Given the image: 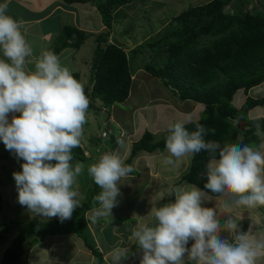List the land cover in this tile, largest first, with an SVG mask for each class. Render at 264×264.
Returning <instances> with one entry per match:
<instances>
[{"label":"clouds","instance_id":"9594fccd","mask_svg":"<svg viewBox=\"0 0 264 264\" xmlns=\"http://www.w3.org/2000/svg\"><path fill=\"white\" fill-rule=\"evenodd\" d=\"M22 28L23 22L8 14L7 0L0 3L4 57L0 58V141L24 161L21 171L13 173L18 203L34 215L64 222L83 199L74 186L84 165L71 162L73 149L81 145L90 99L62 54L43 50L35 58L34 70L27 67L33 49ZM188 123H193L191 116L169 122L165 138L169 155L163 163L174 169L182 159L207 152L206 182L203 189L188 183L178 186L173 189L174 200L151 207L154 223L139 225L132 232L141 253L139 264H185V257L195 264H259L264 239L254 237L251 225L242 231L240 217L228 215L222 222L216 208L204 204L220 201L229 211L264 206V143L221 146L205 140L214 129L197 122L195 130L189 131ZM255 127L259 135L260 125ZM133 171L116 151L104 152L88 166V175L101 189L94 197L99 207L93 210V221L112 216L121 195L120 181ZM222 232L231 239L221 238ZM110 256L112 264H124L129 255L117 246Z\"/></svg>","mask_w":264,"mask_h":264},{"label":"trees","instance_id":"16d2710c","mask_svg":"<svg viewBox=\"0 0 264 264\" xmlns=\"http://www.w3.org/2000/svg\"><path fill=\"white\" fill-rule=\"evenodd\" d=\"M131 1L133 0L103 2L62 0L65 5L94 3L95 10L105 27V30L94 35L72 25H65L55 36L52 44L51 51L58 54L64 49L78 51L88 37L92 39L94 54L89 66L87 87H84L90 99L87 114L91 111L100 113L103 109L104 113L103 111L101 113L105 116L110 107L129 100L132 76L134 72L142 70L159 80L177 100L197 105L196 118L193 123L186 124V128L193 131L195 123L198 122L206 129H214V134L211 131L207 132L206 141H216L223 146L225 143L236 141L241 136L240 144H247L251 139L256 140L257 123L260 125L259 132L264 133V120L247 118L248 111L261 106L264 97L258 100L245 98L244 102L238 105L239 107L232 104L236 92L241 91L245 95L251 88L264 83L263 10H258L253 4L250 8L235 9V4L242 6V0H211L202 5L189 7L171 18L169 26L153 40H147L126 54L123 49L108 42V35L113 12ZM226 6H229L230 12L223 11ZM142 47L150 51L147 53L148 58L158 61L142 62V65L139 64V67L132 71L133 57L137 53L142 54ZM82 64L87 66L85 61ZM73 75L80 80L78 71L73 72ZM94 99L100 104H94L92 102ZM167 134V129L159 136L144 130L140 137L131 143L125 163L130 165L139 151L146 153L163 151ZM89 136V142H93L94 134ZM72 154L73 161L84 159L81 145L74 148ZM9 155L7 152L4 156L0 155V158ZM13 157L16 158L14 154ZM17 160L20 165L24 162L22 159ZM209 160L208 153L204 151L190 157L187 171L171 185L170 201L174 200L173 189L180 183L193 184L203 189ZM128 176H138V172L134 170ZM100 191L101 189L93 183L88 201L77 207L71 219L64 222L59 219L48 223L9 221V226L19 225V227L10 244L1 252L0 264H21L22 258L25 259L27 256L28 249L46 235L72 232L82 239L83 247L95 259L96 264H106L100 251L90 241V236L83 225L84 212L99 206L94 202V197ZM1 208L0 198V211ZM118 218L121 219L116 217L114 220ZM153 223L152 218L147 224L151 226ZM57 225H62V228H58ZM9 226L5 222H0L2 229Z\"/></svg>","mask_w":264,"mask_h":264},{"label":"rangeland","instance_id":"374dc122","mask_svg":"<svg viewBox=\"0 0 264 264\" xmlns=\"http://www.w3.org/2000/svg\"><path fill=\"white\" fill-rule=\"evenodd\" d=\"M103 1L104 0H100V2ZM209 1L211 0H133L129 2L128 5L119 7L118 10L113 13V23L111 24L110 31L111 35L108 38V42L114 43V45L120 47L128 54L133 48L145 43L147 40H153L163 29L169 26L170 19L175 15L189 7L202 5ZM251 4L255 5L258 10L264 11V0H242V6L239 7L238 4H235L234 8L242 10L245 7L250 8ZM71 6L64 7V9L68 10L66 8H70ZM80 8H84V12L79 11ZM73 11L75 14H72V18L70 14H66L65 12L53 14L49 17L46 20V26L50 30V34L47 33L44 35L45 32L43 34L31 36L29 40L28 37L26 38L33 49L32 57L27 58V67L30 70H34L35 58L38 57L43 50H52L54 41L52 37L56 36L55 32L59 33L61 28L65 25H73L72 20L75 21L74 26H78L77 28L81 30L83 29L82 26L86 25L87 27H91L92 25L97 27L96 20H99L100 16L99 14H94V12H96L94 3L89 2ZM223 11L230 12L229 6L223 8ZM91 28L93 29V27ZM93 48L94 43L92 39L88 37L79 47L78 51L64 49L58 53V55L62 54V61L67 64L73 72L78 71L80 73L79 81L84 84V87H87L90 74L89 66L91 65V58L94 54ZM141 50V55L137 53L133 57L132 71L134 68L137 69L139 64L142 65V62L152 63L158 61L148 58L147 53L150 51L147 48L142 47ZM2 54L3 53H0V58H2ZM83 61L87 63V66L82 64ZM129 94V100H126L122 104H116L108 109V113H106L107 115L109 114L110 117V119L107 120L108 131L107 126L104 124L106 117L101 113L102 111L100 113L91 111L87 114V122L84 125V135L81 140L84 159L82 161L71 162L73 166H75L76 163H82L84 165V171L78 177V185L74 186L83 197L81 204L88 201L89 192L92 191L94 183L87 173V168L90 164L94 163L101 154L108 151H116L125 160L127 157L126 153L129 152V147L131 143L135 141L134 137L137 136L138 132L142 133L144 130L150 132L151 127L160 129V127L166 126L165 128L167 129L169 122H174L185 116H191L192 120L196 118L195 115L198 111L196 104L177 100L171 95L168 89L161 85L159 80L149 76L142 70L136 73L134 72ZM262 97H264V83L251 88L245 95L241 91L236 92L232 98V104L238 106L240 103L244 102L245 98L258 100ZM92 102L97 105L100 104L96 99ZM135 106H142L139 111L141 114H138L136 117L132 114V108ZM138 109L139 108H137V110ZM150 109H155L154 111L157 116H159L154 119V121H148L149 119L146 121V118L149 117L147 111ZM257 117L264 118V102L261 106L255 107L247 113V118L249 119ZM9 119H11V115ZM158 129L156 131H159ZM165 130H163V132ZM92 133L95 138H93L94 141H90L92 142L90 143L88 139L90 138L89 135ZM101 133H104L105 136L101 137ZM159 133L156 134V136H159ZM255 133L257 136L255 137L256 140L251 139L247 144L259 146L264 143V133L260 132L259 135L257 132ZM240 140H242L241 136L236 141L230 143H240ZM118 141L120 143H118ZM7 152L10 154L8 157L5 156L0 158V198L2 200L0 222H5L6 225L9 226V221L11 220L38 221L44 223L58 220L59 218L46 219L34 215L30 213L26 207L18 203V192L13 173L18 172L19 169H21V165L17 158L13 157V153L8 151L3 142L0 141V155L4 156ZM173 173L172 170H169V174ZM141 180L142 176L132 179L123 178L120 181V190L122 187H125V189L128 187L132 188L133 184L135 185L138 181V183H140ZM154 182H157V180L155 179ZM144 189L145 188H140L139 190L142 192ZM128 191H131V189H128ZM127 195L128 199H117L119 203L112 209V216L98 217L93 221L91 217L94 209L84 212L83 225L84 230H86L88 236H90V241L97 249L103 250L101 247L103 237L107 242L116 240V245L119 247L126 241L125 248L128 250L129 256L127 260L124 261V264H139L141 253L135 239L132 240L127 238L129 233L127 230L125 231V229H127V227L131 229V225L129 224L134 220V225H132L133 230L139 225L145 224L150 218L152 219L149 215L151 207L168 203L171 194L170 191L166 189L165 193L158 196L154 194L152 196L147 194ZM222 199L223 198H221V200ZM214 201L213 206L217 210L218 218H221V213L224 215L225 210L222 205H220V201H217V203ZM206 204L207 203L204 204L205 207ZM130 208L132 209L130 210ZM235 210L236 213L241 211L239 208ZM127 213L136 218L125 217ZM143 213L144 216H141ZM258 213L261 215L264 214V206L258 207ZM258 213L256 214V220L254 212L248 213L243 210V215L240 217L243 221H238V223H240V228L244 232H247L251 225L254 237L256 239H264V234L255 231L256 229L264 231V225L259 223V217L261 216ZM119 216L121 219L118 218L114 220L115 218L113 217ZM57 226L58 228H62V225ZM17 227H19V225L3 228L4 230L0 228V255L3 249H5L14 238ZM220 235L221 238L231 239L227 232H222ZM84 249L82 239L79 238L75 232L62 236L61 234H48L28 249L27 256L25 259L22 258L21 264H87L89 261L88 252L86 249V251H84ZM101 255L103 254L101 253ZM259 264H264V258L260 260Z\"/></svg>","mask_w":264,"mask_h":264},{"label":"crops","instance_id":"0c3cea01","mask_svg":"<svg viewBox=\"0 0 264 264\" xmlns=\"http://www.w3.org/2000/svg\"><path fill=\"white\" fill-rule=\"evenodd\" d=\"M4 2H5V0H0V3H4ZM7 2H8V14H10L16 20L23 22L22 32L26 38L28 37V40L30 39L31 36H36L39 34H43L45 32L46 33L44 35H46L47 33L50 32V30L46 26V20L49 17H51L53 14L65 12L66 14H70L71 18H72L73 17L72 14H75L73 10H76L79 7H82L85 5V4H83V5L73 4L72 6L71 5H65L62 3V0H7ZM69 6H71V7L66 8L68 10L64 9V7H69ZM83 10H84V8L79 9V11H83ZM94 14H98V13L94 12ZM96 23H97V27H94V25L91 26V27H93V29L91 27H87V25L82 26L83 27L82 31H84L88 34H94V35L98 34L104 28L102 26L100 17H99V20H96ZM72 24H73L72 26H74L75 21L72 20ZM77 27H75V28H77ZM77 29L81 30L80 28H77ZM57 34L58 33L55 32V35H57ZM110 35L111 34L109 32V36ZM109 36H108V38H109ZM54 38L55 37H52V40H54ZM0 53H2V51ZM2 58H3V54H2ZM141 107L135 106L134 108H132V114L134 117H136L138 114H141V113H139ZM137 108H139V109L137 110ZM154 110L155 109H153V110L150 109L149 111H147L148 112L147 114L149 115V117L146 118V116H145L146 121L148 119H149L148 121H151V120L154 121V119L159 117V116H157V114ZM106 117H107V114H106ZM139 117H140V115H139ZM109 119H110V117L108 116L107 119L104 120L105 125H108L107 120H109ZM143 121H145V120H143ZM165 127L166 126H162V127H160V129H158L156 127H151L150 133H152V134L154 133L156 135L159 132H163V130L166 129ZM157 129L159 131H156ZM107 130H108V126H107ZM138 133H137V136L134 137V140H137V138L140 136V134H142L141 132L139 134ZM129 149H130V147H129ZM126 154L128 155V153H126ZM168 155L169 154L167 153L166 148H164V150L161 152L156 151V150L151 152V153H146L144 151L137 152L136 155L131 160L130 165L133 167V169L135 171L138 172V176H133V177L127 176L126 179L127 178L128 179L138 178V177L142 176V180L140 183H138L139 182L138 181V182H136L135 185L133 184L132 188L128 187L125 189V187H122L120 190L121 195L118 196L117 199H121V200L128 199L127 194H140V195L147 194V195H151V196L154 194V195L158 196V195L165 193L166 189L170 191L171 185L174 182H176L178 180V178L187 171L189 161H190V157H186V158L182 159L181 161L177 162L176 167L174 169H172L170 166H166L163 163V161L168 157ZM169 170H172L174 173L169 174ZM155 179L157 180V182H154ZM183 184H185V183L184 182L180 183L176 187L181 186ZM140 188H145V189L141 192L139 190ZM128 189H131V191H128ZM117 203H119V202L117 201ZM216 203H217V201H216ZM213 204H214L213 202L207 203L206 207H214ZM220 205H222V203ZM131 209L132 208H130V210ZM239 209H241V211L237 212V213H236L235 209H232L231 211L224 209L225 214L222 215V213H221V218H219V219L223 222V220L228 215H232L233 218L241 217L243 215V210H245L248 213L254 212L255 219L257 220L256 214L258 213V207L255 209H251V210L246 209V208H239ZM258 214L261 216V217H259L260 218L259 223L264 225V214H262V215L260 213H258ZM141 216H144V213ZM125 217L136 218L135 216H132V215L130 216L128 213L125 215ZM113 218H116V217H113ZM138 219H139V217H138ZM151 220L152 219L150 218L145 224H147ZM238 221H243V219L240 218V220H238ZM134 222H135V220L133 222H130V224H129V225H131L130 226L131 229L129 227H127V229H125V231L127 230L129 233L127 235V238L132 239V240L134 239V238H132V232H133L132 225H134ZM255 231L257 233L264 234L263 233L264 231L261 229H256ZM67 234H69V233H67ZM62 235H64V234H61V236ZM100 238H101V236H100ZM116 242H117L116 240L107 242L105 240V238L103 237V240L101 242L102 243L101 247L103 250H100V249H98V250L103 254L102 259L105 261L106 264H112L110 252L112 251L113 248L117 247ZM120 247L125 248L126 247V241ZM189 247H190V244H189ZM84 251H86V250L84 249ZM87 255L89 258V261L87 262V264H94L95 263L93 260L94 258L90 255L89 252L87 253ZM185 264H195V262L191 261L187 257H185Z\"/></svg>","mask_w":264,"mask_h":264}]
</instances>
